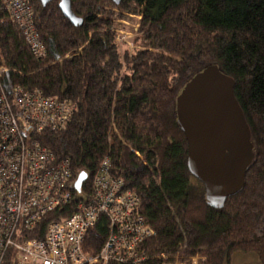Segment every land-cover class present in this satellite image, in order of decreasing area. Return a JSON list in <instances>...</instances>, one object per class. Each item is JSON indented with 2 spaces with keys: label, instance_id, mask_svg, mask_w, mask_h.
<instances>
[{
  "label": "trees",
  "instance_id": "obj_1",
  "mask_svg": "<svg viewBox=\"0 0 264 264\" xmlns=\"http://www.w3.org/2000/svg\"><path fill=\"white\" fill-rule=\"evenodd\" d=\"M29 1L46 53L32 55L0 0V63L10 67L3 80L75 105L64 127L38 139L57 159H70L73 179L86 172L82 191L90 192L107 157L153 229L143 240L147 254L181 250L202 256L201 264H223L233 251L252 250L264 264V0H70L78 25L59 0ZM120 11L140 15L132 48L116 41L111 19ZM209 64L233 78L254 151L242 187L219 208L187 169L175 114L184 84ZM58 211L43 218L41 231L73 208ZM104 236L103 217L88 233V249Z\"/></svg>",
  "mask_w": 264,
  "mask_h": 264
},
{
  "label": "built area",
  "instance_id": "obj_2",
  "mask_svg": "<svg viewBox=\"0 0 264 264\" xmlns=\"http://www.w3.org/2000/svg\"><path fill=\"white\" fill-rule=\"evenodd\" d=\"M2 2L32 55L42 58L46 48L31 2ZM116 41H122L118 34ZM9 70L0 63V264H183L175 257L181 250L147 254L143 240L153 229L138 212V196L111 174L107 157L92 177L90 192L74 189L70 159H57L38 136L64 127L75 105L39 89L7 85L3 77ZM69 205L68 216L47 221L41 231L47 214ZM103 217L104 240L90 251L88 233Z\"/></svg>",
  "mask_w": 264,
  "mask_h": 264
},
{
  "label": "water",
  "instance_id": "obj_3",
  "mask_svg": "<svg viewBox=\"0 0 264 264\" xmlns=\"http://www.w3.org/2000/svg\"><path fill=\"white\" fill-rule=\"evenodd\" d=\"M39 1L44 5L50 0ZM58 7L73 25L80 24L70 0H59ZM233 86L231 76L209 64L184 84L175 100L176 120L187 143V169L203 184L205 200L215 208L242 187L245 169L254 157L250 129ZM86 177L85 171L77 174L76 191Z\"/></svg>",
  "mask_w": 264,
  "mask_h": 264
},
{
  "label": "rangeland",
  "instance_id": "obj_4",
  "mask_svg": "<svg viewBox=\"0 0 264 264\" xmlns=\"http://www.w3.org/2000/svg\"><path fill=\"white\" fill-rule=\"evenodd\" d=\"M114 11H117L116 8H114ZM119 15H113L112 16V28L116 30V33L119 35L120 41V47L123 49L125 46H128L129 48L133 47V41L132 38L136 35L138 25H139V18L136 12L133 11H120L118 12ZM181 253V254H180ZM179 254H175V257L178 258L180 263L183 264H201L203 261V257L198 260H193L187 256L186 253L180 252ZM173 255V254H172ZM223 264H260V260L257 256V254L252 251H241L236 250L233 251L230 257V260L228 263Z\"/></svg>",
  "mask_w": 264,
  "mask_h": 264
}]
</instances>
